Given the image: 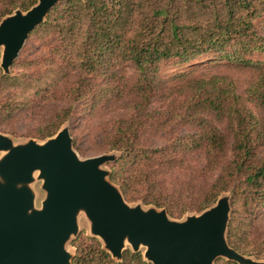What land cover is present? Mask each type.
<instances>
[{
    "label": "trees",
    "instance_id": "obj_1",
    "mask_svg": "<svg viewBox=\"0 0 264 264\" xmlns=\"http://www.w3.org/2000/svg\"><path fill=\"white\" fill-rule=\"evenodd\" d=\"M37 2L0 0V22ZM263 16L264 0H61L29 35L47 54L18 57L10 75L0 70V133L45 141L71 120L76 103L91 114L115 105L123 115L105 124L96 150L119 155L109 180L124 200L179 221L230 194L229 246L264 261V35L254 25ZM203 57L249 72L246 88L239 93L230 77L202 75L199 67L161 75L163 66ZM155 102L161 107L151 109ZM45 107L49 114L40 117ZM25 113L37 127L20 135L14 126ZM173 125L195 131L173 136ZM159 134L166 143L149 147L148 138ZM190 154H200L203 165L169 189L163 178L185 168ZM70 247L72 264H150L130 250L117 262L84 234Z\"/></svg>",
    "mask_w": 264,
    "mask_h": 264
},
{
    "label": "water",
    "instance_id": "obj_2",
    "mask_svg": "<svg viewBox=\"0 0 264 264\" xmlns=\"http://www.w3.org/2000/svg\"><path fill=\"white\" fill-rule=\"evenodd\" d=\"M60 1L38 0L27 12L17 10L2 19L0 69L4 75H10L29 35ZM0 153V264H71L65 247L78 231L79 215L117 262L129 244L133 253L144 247V260L150 264H214L218 259L264 264L229 246V195L183 221L171 220L165 209L131 207L108 179L110 172L101 168L118 156L101 154L80 160L67 126L52 138L31 139L23 145L0 133ZM35 181L41 182L45 194L39 208Z\"/></svg>",
    "mask_w": 264,
    "mask_h": 264
},
{
    "label": "rangeland",
    "instance_id": "obj_3",
    "mask_svg": "<svg viewBox=\"0 0 264 264\" xmlns=\"http://www.w3.org/2000/svg\"><path fill=\"white\" fill-rule=\"evenodd\" d=\"M256 27L257 33L260 35H264V16L254 22ZM2 48H0V59H1ZM47 54V50L42 46L40 42H36L34 39L28 38L24 46L22 47L19 56L20 58L24 59H37ZM258 58V57H256ZM264 60V57H261ZM211 59L207 57H203V60L196 62L195 64H188L185 66H177V67H167L163 66L161 69V75L163 78H166L172 75L175 72H183L187 71L192 68H197L198 73L206 76H212L216 74L226 75L230 77L237 85L239 93H241L247 86V83L250 79L251 74L249 72L241 71L234 67H223L214 64L213 62H209ZM1 70V69H0ZM133 72L130 66L127 67V74H131ZM63 106V105H59ZM89 107V106H88ZM88 107L83 106V103L79 102L75 105V111L72 115L71 120L65 125L67 126L72 139H76V146L74 147L75 153L77 154L80 160H86L89 158H93L96 156L101 155L102 153L97 152V146L102 141V129L105 124L110 119H116L123 115V111L114 106H106L100 105L98 108L95 109L94 114H91L88 110ZM161 107L159 102H155L152 104L151 109ZM44 110L41 112L40 117H45L49 114V107L43 108ZM90 109V108H89ZM84 111V112H83ZM37 127V121H35L31 115L28 113L20 114V119L15 124L14 128L17 133L20 135H24L29 129H33ZM64 127V126H63ZM170 132L173 136H181L193 133L195 131L194 127L191 126H180V125H173L170 128ZM8 136V135H7ZM13 142L15 145H23L27 143L32 138L20 136V138L12 137ZM42 142V141H38ZM165 135L159 134L155 136H150L147 140V144L151 148H159L165 144ZM74 146V144H73ZM119 156L116 153H112ZM3 153H0V158L2 157ZM186 163L185 168L176 170L172 174L165 176L163 179L169 189H171L172 185L175 183L176 180H188L194 175V169L197 167H201L203 165V158L200 154H190L185 157ZM114 162H109L103 165L101 168L107 172H110L111 166ZM35 174V178H36ZM109 179V177H108ZM198 181V180H197ZM34 191L36 192L37 198L35 201L36 208L40 207L41 201L44 199V192L41 190V182L35 181L32 185ZM230 196V194H227ZM127 203V202H126ZM129 206L133 207L141 203H127ZM141 207L146 210L151 207H145L141 204ZM194 215L188 214L183 217L179 221H183L187 216ZM258 218H260L258 222V226L262 232H264V209L259 211ZM172 220V219H171ZM78 231L76 235H72L69 241L66 244V251L72 256V262L75 257V251L72 247H70V243L77 239L81 234H84L87 238L90 239H97L103 248L102 241L93 236L90 232V224L86 220L83 215H79L77 219ZM104 249V248H103ZM130 250V245H125V251ZM145 248H140V253L144 254ZM132 252V251H131ZM144 259V257H143ZM71 262V264H72ZM215 264V263H214Z\"/></svg>",
    "mask_w": 264,
    "mask_h": 264
}]
</instances>
